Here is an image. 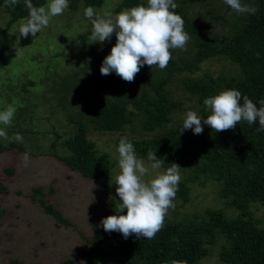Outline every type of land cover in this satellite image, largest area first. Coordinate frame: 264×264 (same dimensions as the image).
<instances>
[{"label": "rangeland", "instance_id": "obj_1", "mask_svg": "<svg viewBox=\"0 0 264 264\" xmlns=\"http://www.w3.org/2000/svg\"><path fill=\"white\" fill-rule=\"evenodd\" d=\"M252 2L243 0L241 3L255 9ZM119 3L120 0H105L101 8L94 9L98 14L106 10L112 12ZM85 8L79 3L72 9L68 0L64 13L51 18L49 25L35 37L31 34L26 38L19 36V26L28 17L8 28L7 39L11 46L5 52L8 64L0 68V111L11 105L16 112L10 126L0 124L9 137H0V143L9 146L16 133L23 137V142H16L22 151L10 147L0 153V180L7 189L0 202L5 210L0 222V264H8L10 258L20 260L21 264H62L68 259H74L73 264H86L88 253H92L91 264H127L121 260L118 242L99 245L93 242L102 219L115 213L114 197L95 181L82 177L52 156L53 152L68 154L62 143L72 137L78 123L83 122L88 139L99 153L109 157L113 166L109 184L116 189L114 182L119 173L117 147L121 138L147 140L162 131L179 128L188 111L201 115L197 98L184 87L187 78L236 79L239 74V68L228 60L209 59L200 65L198 71L177 73L171 77L167 90L172 100L181 103L182 107L173 110L172 121L164 129L155 134L146 131L145 117L138 114L123 132L98 131L91 120L93 109L128 98L133 100L128 103L130 111L137 112L134 99L141 97L143 89L151 92V84L164 72L158 69L139 71L133 82L124 81L114 71L102 75L100 66L107 55L104 49L110 50L116 42L111 37L104 42L88 43L92 26L84 16ZM187 11V15L195 18L204 16L207 24L204 31H209V35L218 41L224 39L237 18L251 13H237L224 0H215L212 5L195 4ZM215 14L222 19L214 22L212 16ZM8 19L9 14L0 5V31ZM188 35L185 49H174L175 59L193 56L194 40L191 34ZM201 117L203 132L194 134L191 129H186L182 132L185 137L197 141L204 137L205 124ZM53 142H56L54 149ZM144 162L149 167L145 179L165 171L163 166L152 170V162ZM192 170L186 167L179 171L178 191L184 185L188 199L175 196L174 207L168 209L164 220L185 223L204 215L208 209L220 211L230 219L239 217L240 212L228 199L220 196L218 182L205 176H202L204 185L188 182ZM38 187L43 188L49 202L69 224L58 225L39 203L30 198L31 190ZM253 211L256 219L260 220L264 215L261 205H254ZM222 247L220 241L202 264H224L219 253Z\"/></svg>", "mask_w": 264, "mask_h": 264}, {"label": "trees", "instance_id": "obj_2", "mask_svg": "<svg viewBox=\"0 0 264 264\" xmlns=\"http://www.w3.org/2000/svg\"><path fill=\"white\" fill-rule=\"evenodd\" d=\"M47 0H32L34 6H43ZM215 0H175L178 7L174 10L184 20V30L193 37L194 54L191 58L175 59L174 49L170 50L172 59L167 67L161 70L158 66L141 67L140 72H151L155 69L164 72L159 80L151 84V92L143 89L140 98L134 99L136 111H130L129 102L123 98L91 111V120L95 128L101 132H123L133 122L134 116L143 114L144 128L155 134L164 129L172 121V112L182 107L173 101L167 86L171 77L177 73L198 71L200 65L209 59H225L239 68L236 79L202 78L184 80V87L197 98L199 110L203 118L209 114L204 105L206 98L212 97L227 89H235L241 93V104L246 96L257 105L264 100V0H252L255 12L246 17L237 18L224 39L218 41L210 36L206 18L202 15H187L188 9L195 5H212ZM243 0H241L242 2ZM248 0H245V2ZM73 9L79 3L86 7L101 8L105 0H69ZM147 4V0H120L112 11L118 13L137 5ZM0 5L9 14L5 28L0 31V68L8 64L5 52L11 44L7 39L8 28L20 19L27 18L29 11L24 0L15 6ZM220 15H213L212 20L218 22ZM206 33V36H202ZM91 35V32L89 33ZM116 42V36H111ZM108 55L110 50L104 49ZM145 88V87H144ZM258 121L249 125L241 121L234 129L214 132L205 125L204 137L193 140L185 137L177 127L162 131L147 140H128L134 146L136 155L148 160V153L154 151L157 158L164 163L166 170L176 163L180 170L193 169L187 181L204 185L202 176L215 180L220 184V196L228 199L239 212L237 218H227L224 213L208 209L204 215L196 216L185 223H172L164 220V225L154 238L147 239L133 234L124 238L119 232H106L100 224L94 237V245L106 242H118L121 260L127 264H202L212 249L220 241L223 244L220 260L224 264H264V215L256 219L253 206L264 207V132L257 131ZM119 144V142H118ZM62 145L68 154L53 152L52 156L65 163L70 169L82 177L95 181L103 190L114 197L116 207L120 203L116 189L110 186L112 164L109 157L99 153L95 144L87 137V129L83 122L78 123L74 135L66 139ZM10 147H21L11 141L9 146L0 143V153ZM56 142L52 143V149ZM179 170V171H180ZM9 172V171H4ZM181 186L176 197L188 199L187 191ZM7 189L0 180V202ZM30 198L39 203L44 212L56 220L58 225L69 224L61 213L46 197L42 187L33 188ZM5 210L0 205V222ZM116 214V211L113 215ZM1 225V223H0ZM92 253L87 254V263L91 264ZM74 259L65 260L62 264H73ZM8 264H21L20 260L10 258Z\"/></svg>", "mask_w": 264, "mask_h": 264}, {"label": "clouds", "instance_id": "obj_3", "mask_svg": "<svg viewBox=\"0 0 264 264\" xmlns=\"http://www.w3.org/2000/svg\"><path fill=\"white\" fill-rule=\"evenodd\" d=\"M19 0H5V6H15ZM237 13L255 12L241 3V0H224ZM29 11L28 18L19 26V36L35 37L47 27L51 18L62 15L68 8V0H47L46 5L34 6L32 0H24ZM178 7L175 0H147L141 4L113 13L109 10L98 14L88 6L84 16L92 26L88 43L104 42L116 36V43L111 47L100 66L102 75L115 72L126 82H133L142 66H158L165 69L172 59V49H185L189 35L184 30V20L174 10ZM257 107L248 97H243L235 89H227L206 98L204 105L209 114L203 119L214 132L234 129L239 122L252 125L258 121L257 131L264 132V100ZM16 108L8 106L0 111V124L10 126ZM201 115L188 111L179 132L191 129L194 134H201L203 127ZM0 137L9 139L4 129L0 128ZM22 143L23 137L16 133L11 138ZM119 173L115 177L116 194L120 203L115 215H108L101 224L106 232H119L124 238L135 235L137 239H152L164 225L169 208L174 207L173 200L181 180V166L172 163L164 172L145 179L149 167L137 157L134 146L126 137L121 138L117 147ZM150 168L157 170L164 163L154 151L148 153ZM27 159V154H25ZM94 186V185H93Z\"/></svg>", "mask_w": 264, "mask_h": 264}]
</instances>
